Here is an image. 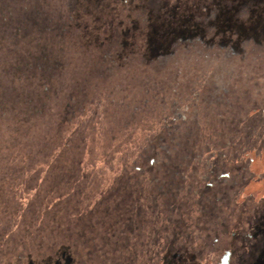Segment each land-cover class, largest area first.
Here are the masks:
<instances>
[{
	"label": "rangeland",
	"instance_id": "obj_1",
	"mask_svg": "<svg viewBox=\"0 0 264 264\" xmlns=\"http://www.w3.org/2000/svg\"><path fill=\"white\" fill-rule=\"evenodd\" d=\"M264 264V0H0V264Z\"/></svg>",
	"mask_w": 264,
	"mask_h": 264
},
{
	"label": "bare ground",
	"instance_id": "obj_2",
	"mask_svg": "<svg viewBox=\"0 0 264 264\" xmlns=\"http://www.w3.org/2000/svg\"><path fill=\"white\" fill-rule=\"evenodd\" d=\"M229 257H230V254H228V255H227V257H226V260H225L224 264H229Z\"/></svg>",
	"mask_w": 264,
	"mask_h": 264
},
{
	"label": "flooded vegetation",
	"instance_id": "obj_3",
	"mask_svg": "<svg viewBox=\"0 0 264 264\" xmlns=\"http://www.w3.org/2000/svg\"><path fill=\"white\" fill-rule=\"evenodd\" d=\"M227 254H230V257H229V264H230V260H231V253H230V252H227Z\"/></svg>",
	"mask_w": 264,
	"mask_h": 264
},
{
	"label": "trees",
	"instance_id": "obj_4",
	"mask_svg": "<svg viewBox=\"0 0 264 264\" xmlns=\"http://www.w3.org/2000/svg\"><path fill=\"white\" fill-rule=\"evenodd\" d=\"M232 259H233V258L231 257L230 264H232V261H233Z\"/></svg>",
	"mask_w": 264,
	"mask_h": 264
}]
</instances>
